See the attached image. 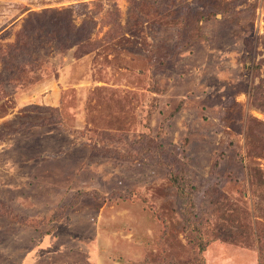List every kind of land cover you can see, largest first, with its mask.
Wrapping results in <instances>:
<instances>
[{
    "label": "rangeland",
    "instance_id": "1",
    "mask_svg": "<svg viewBox=\"0 0 264 264\" xmlns=\"http://www.w3.org/2000/svg\"><path fill=\"white\" fill-rule=\"evenodd\" d=\"M0 264H264V0H0Z\"/></svg>",
    "mask_w": 264,
    "mask_h": 264
},
{
    "label": "trees",
    "instance_id": "2",
    "mask_svg": "<svg viewBox=\"0 0 264 264\" xmlns=\"http://www.w3.org/2000/svg\"><path fill=\"white\" fill-rule=\"evenodd\" d=\"M197 13H195V14H198V17L196 18V22H198L201 18H202V15L198 12V11H196ZM209 14H211V13H209ZM192 18V17H191ZM190 18V19H191ZM196 27H197V25H196Z\"/></svg>",
    "mask_w": 264,
    "mask_h": 264
}]
</instances>
